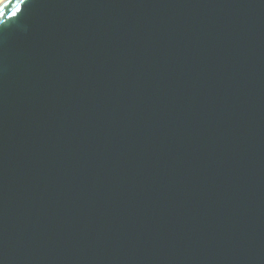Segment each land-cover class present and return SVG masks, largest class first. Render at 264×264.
<instances>
[{"label": "water", "instance_id": "water-1", "mask_svg": "<svg viewBox=\"0 0 264 264\" xmlns=\"http://www.w3.org/2000/svg\"><path fill=\"white\" fill-rule=\"evenodd\" d=\"M0 264H264V0H1Z\"/></svg>", "mask_w": 264, "mask_h": 264}, {"label": "bare ground", "instance_id": "bare-ground-1", "mask_svg": "<svg viewBox=\"0 0 264 264\" xmlns=\"http://www.w3.org/2000/svg\"><path fill=\"white\" fill-rule=\"evenodd\" d=\"M1 1V0H0Z\"/></svg>", "mask_w": 264, "mask_h": 264}]
</instances>
